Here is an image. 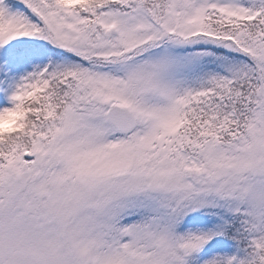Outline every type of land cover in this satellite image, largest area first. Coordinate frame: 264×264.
<instances>
[{"label": "snow or ice", "instance_id": "snow-or-ice-1", "mask_svg": "<svg viewBox=\"0 0 264 264\" xmlns=\"http://www.w3.org/2000/svg\"><path fill=\"white\" fill-rule=\"evenodd\" d=\"M0 264H264V0H0Z\"/></svg>", "mask_w": 264, "mask_h": 264}]
</instances>
